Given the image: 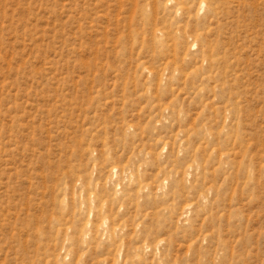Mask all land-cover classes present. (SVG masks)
<instances>
[{"label":"rangeland","instance_id":"1","mask_svg":"<svg viewBox=\"0 0 264 264\" xmlns=\"http://www.w3.org/2000/svg\"><path fill=\"white\" fill-rule=\"evenodd\" d=\"M0 264H264V0H0Z\"/></svg>","mask_w":264,"mask_h":264}]
</instances>
